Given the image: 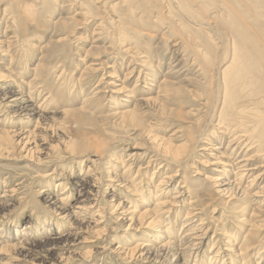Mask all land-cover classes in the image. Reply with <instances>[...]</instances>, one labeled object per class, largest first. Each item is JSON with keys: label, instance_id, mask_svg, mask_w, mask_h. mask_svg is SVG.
Listing matches in <instances>:
<instances>
[{"label": "bare ground", "instance_id": "obj_1", "mask_svg": "<svg viewBox=\"0 0 264 264\" xmlns=\"http://www.w3.org/2000/svg\"><path fill=\"white\" fill-rule=\"evenodd\" d=\"M50 1L53 0H15L14 5L0 8L1 15H7L6 25L0 30L1 59L8 57L9 64L14 60L23 65L29 62L34 55L27 56L24 51L21 54L22 47L15 48L20 42L19 30L44 21L40 17L50 15L47 11L54 9L55 3ZM68 2L74 15L67 17L61 11L55 21L47 20L61 33L37 46L40 53L29 68V78H22L20 72L19 76L13 73L14 79L0 71V155L5 159L14 155L22 158L36 170L42 184L34 191L33 209L28 216L31 221L26 226H32L38 207L55 217L40 220L34 231L29 230L31 226L19 228L13 223L5 228L0 224V264H54V256L55 264H68L74 257L64 252L67 242L83 234L87 236L81 238L87 242L86 237L102 239V253L115 254L131 264L160 262L172 252L174 264H264V0L62 1ZM98 9L111 14L107 17L109 26L119 31L117 54L131 52L134 56L129 55L131 59L119 84L110 71L105 86L99 85L101 77L88 93L93 74L102 63L93 60L77 77L67 74L63 60L69 51L65 41L77 29L89 32ZM102 17L90 31L93 37L102 26ZM96 40L83 50L85 55L96 57L115 45L111 43L113 39L106 47L94 45ZM140 47L145 49V56L137 53ZM168 53L167 69L159 75L161 61ZM140 55L138 62L135 58ZM137 66L141 69L137 70ZM179 66L184 70L182 76L177 73ZM2 68L9 71L8 65ZM27 71L25 64L22 74ZM134 73V84L127 89L124 82ZM49 83L56 86L53 93L51 89L46 93L43 90L44 94L31 93L35 85L42 89ZM104 99L111 103L109 115L115 117L119 127H144L141 133L147 137L146 143L133 146L129 158H147V164H140L132 176L128 173L135 160L126 164L122 154L108 148L107 138L76 133V126L86 117L98 121L107 117L100 110ZM147 109L154 110L159 118L148 116ZM6 115L10 117L9 127L1 126L2 116ZM181 118L188 119L175 124L176 130L165 137V126L171 127ZM16 121L20 126H12ZM182 130L183 135L176 141V133ZM197 147L204 159L199 163L208 168L211 176L186 173L188 159ZM53 152L58 153L57 157ZM65 159H79L77 170L72 169L74 166L66 169ZM85 162L88 164L84 170ZM156 162L155 169L146 175L144 170ZM117 164L123 168L121 173L114 170ZM196 175L209 180L215 194L226 198L221 212L226 218L233 219L236 209L247 214V220L242 215L236 220L247 222L248 229L240 227L228 233L229 219L221 223L219 218L208 215V203L203 201L205 193L200 191ZM154 176H158L157 184H152ZM245 177L247 183L240 186ZM175 180L178 187H172ZM7 182V177L0 179V219L12 217L14 210L28 206H22V195L17 196L23 181L13 185ZM211 210L216 212L215 207ZM181 211H185L179 228L182 234L171 240L170 221L163 222ZM201 214L204 217L200 218ZM118 228L142 232L145 241L150 242L138 240L124 248L112 234ZM239 234L242 239L235 242ZM208 240L211 243L205 250ZM92 253L93 248H88L76 255L86 259Z\"/></svg>", "mask_w": 264, "mask_h": 264}, {"label": "rangeland", "instance_id": "obj_2", "mask_svg": "<svg viewBox=\"0 0 264 264\" xmlns=\"http://www.w3.org/2000/svg\"><path fill=\"white\" fill-rule=\"evenodd\" d=\"M0 1L2 2L0 8H3V6L4 7L5 6H12V5H14V3H16V2H13L15 0H0ZM16 1H18V0H16ZM62 1H60V0L50 1L52 3H55V5L52 7L54 9H52V10L49 9L47 11L48 13H50V15H46V16H43V17L41 16L40 17L41 18L40 20H44V21H42L38 25H35V26H32V27H27L26 29L25 28L24 29L21 28L19 30V39H20L21 43L18 42V44H16L15 48H17L19 50V47L20 48L22 47L21 48V52H20L21 54H23V51H24L27 54V56L34 55L32 58H30L29 62L25 63L28 71L27 72H23L24 73V75H23L22 74V67L25 64L23 65L22 62H19L17 60H14L11 64H9L8 57L7 58L3 57V58H6V59H1L2 58L1 56H0V71L4 72L6 75H10V77L12 75V77L14 79H15V76H13V73H16V75L19 76L20 72H21L20 76L22 78H25V79L29 78V75L31 74L29 68L31 66H33V64L37 61V59L39 57V53L40 52L37 50V46L44 45L45 44V40L48 39L51 35H56V34H60L61 33L60 32L61 30H59V27L57 28L56 26H52L51 24H50L51 25L50 26L48 24L47 20L50 18L51 22L55 21L56 18L59 16L58 13H60L61 11H62L61 13H63V15H65L67 17H71V15L72 16L74 15V13L71 12V10H70L72 5L68 6V4H70L69 2L66 3V4H63ZM75 1H77V0H75ZM57 4L59 6H57ZM65 5H67V9H66V7L63 8ZM101 11L102 10L98 9L97 10V14L98 13L99 14L97 16H95L97 19H95V20L90 22L91 24H90L89 32L81 30L82 28L77 29L78 31L75 30L74 32L70 33L71 35L69 34V36H68L69 38L67 39V41H65L66 42L65 43L66 44V51H69V52H67L69 54H67V57L65 58V60H63L65 63L64 62H62V63H64L66 65L65 69L68 70V71L66 70L67 74L73 73L74 76H76V75L79 76L80 71L84 67H86V65L91 64L92 62H94L93 60H96L95 61L96 63H98V62L102 63V64L100 63L102 66L99 65V68H100L99 71H101V72L97 71L95 74H93L94 77L92 79L95 80V81L92 80V82L88 86V89H87L88 93H89V91L93 90L92 87H95V85L98 84L97 80L99 78H101V77H102L103 80L101 81V84H99V85H101L100 87H104L105 86L104 82H106V80L109 78V76H107V74H109L110 71L114 72L113 73V75H114L113 77L114 78H112V79L113 80L116 79L115 83L119 84L120 81L122 80V78L124 77V73L126 72L127 64L130 61V59H131V57L129 55L134 56V54H132L131 52H130L129 55H125L124 54V56H123V53L122 54H117V51H119V50H118V48H116V46L118 47V44H116V41L119 38V35H118L119 31L116 32L115 28H111L112 25H110L111 27L109 26L108 18L111 16V14L109 12L102 13ZM118 11H119V9H118ZM100 14H102L101 16H103L101 18L102 20L105 18L103 20L104 25L102 23V26H101V28H104V29L100 28L101 30L100 29L98 31L96 30L95 32L97 33V35L94 34L95 37H93V35H91L90 31L93 30L95 24L98 23V21L100 20V19H98V18L101 17ZM107 14H109V15H107ZM105 15H106V17H105ZM6 16L7 15H4V14L2 16L1 13H0V30H3L5 25H6L5 24V21H6V18H7ZM107 26H109L111 29H113V32ZM34 27H36V28H34ZM53 27L54 28L56 27L55 30H54ZM105 27H107V30H106ZM56 29H58V30H56ZM53 31L56 32V33L53 34ZM80 32H82V35H79ZM102 39H104V40H102ZM112 39H113V41H112ZM92 40L93 41L96 40L94 42V45H98V46H102L103 45L104 47H106V46H108L111 43H113L115 45H113L114 48H112L113 47L112 46L111 49H109L110 51L106 50V51L102 52V55L101 54H99L100 56L97 55L98 58H96L97 56L94 57L96 54H94V55L93 54L85 55V53H84L85 49H87V47H90V45L92 44V42H93ZM17 49H15V50H17ZM137 49H138L137 53L141 52V55L145 56L144 55L145 53H143L145 49L142 50L143 49L142 47L137 48ZM18 50H17V53H18ZM20 53H18V54H20ZM141 55L138 56V58H137V56L135 58V59H138L137 60L138 62H139V59H141L140 58ZM169 57H170V54L168 53L165 56V58L161 61V63L163 65L160 68L161 70H159V72H160L159 75L164 74L165 70L167 69L166 67H167V62H168ZM60 59H62V58H60ZM102 59H104V60H102ZM114 60H115V62H114ZM20 61H23V57H22V59ZM5 65H8L9 71L4 70L2 68V67H5ZM107 65H109V66H107ZM73 67H74L75 70H73ZM139 68L141 69V67L137 66V70H139ZM176 69H177V71H179L177 73H180V75L182 76V74L184 73V70L182 71L181 70L182 68H180V66L177 67ZM10 70L13 71V72L11 73ZM28 72H30V73H28ZM214 73H215V78H216L217 77L216 76L217 75V70ZM136 75H137V73H134L132 78H130L129 80H126V82H124L127 85V89L131 88L133 86ZM5 80H6V78H4V80H1V81H5ZM16 80H17V78H16ZM159 80H160V78H159ZM42 86H43L42 89H38V85H35L34 88L32 89L31 93H33V94L34 93L35 94H38V93L44 94V91L46 93L49 89H51L52 93H53L56 90V86L54 87V85L52 83H51V85L49 83L48 85L43 84ZM48 86H49V88H48ZM64 92H66V91H64ZM64 94H67V93H64ZM73 101H74V103H76L75 99ZM103 102H104V103H102L103 108H101L100 110L102 111L103 114H107V117L104 120H102V121H98L94 117H86V120L84 122H79V124L76 126V128L78 130V131H76V133H85V134L90 135V136L92 135L91 137H93V138H97V137H95V135L97 136L99 134L98 137L101 135L102 138L103 137L107 138L108 139L107 141L110 144L108 146V148L111 150V152L115 151L116 153H119L118 155L122 154L121 159L122 160H126V162H125L126 164H129L131 161L135 160L134 163L131 165V169L132 170H130V172L128 173V174H131L130 176H132V175H134L135 171L137 170V168H138V166L140 164H141L142 167H144V166L146 167V164H147L146 163L147 158H142V157L140 158L139 156H131L129 158V156H130L129 153H132V151H133L132 147L133 146H135L137 144L139 146H142L141 144L146 143L147 137L145 138V136H143L142 133H141L144 127L141 126V125H138V126H132V125L131 126H127L128 129L126 127H119V123L115 119V117L109 115L110 113H112L111 109L109 108V107L112 106L111 103L108 100H105ZM60 103H63V102L60 101ZM147 110H148V113L150 112L148 116H151V118L155 117V119L159 118V117H157V113H155L154 110H152V109H147ZM155 110L157 111V109H155ZM153 113H154V115H153ZM2 118H4V119L2 120L1 126L7 125L9 127V125H8L9 123L8 122H9L10 117L6 115V117L2 116ZM151 118H150V120H152V121L154 120L155 121V119H151ZM187 119L188 118L177 119L176 121H174V124L172 123L173 126L168 127V128L166 127L168 125H166L165 126L166 130L164 131V136L166 137L167 135H169V133H171L174 130H176L177 126L175 124H177V125L178 124H183V122H185V120H187ZM100 122L106 123V124H104L105 126L103 125L100 128L95 126V124H99ZM18 123L19 122L16 121L15 123H13L12 126H15V127L20 126V125H16ZM103 127H105V129ZM171 129H173V130H171ZM102 131H105V132H102ZM184 131L185 130H182V133H180V132L176 133V136H175L176 137V141L181 138V136H179V135H183ZM93 134H94V136H93ZM126 137H128V138L126 139ZM109 138H110V140H109ZM115 140H116V142H115ZM128 140H130V141H128ZM112 146H113V148H112ZM197 149H198V147L196 148V150L192 154L193 157L191 156L190 159H188V164L189 165L186 167L187 175L192 176V175H194L193 173L198 172L199 175L201 174V175H204V176L205 175L211 176L210 175L211 172H209L208 168L205 167L204 165H202L203 163L202 164L199 163V162H201L204 159H202V157L198 154ZM12 154H16V152H12ZM52 154L55 155L56 157L58 155V153H55V152H53ZM56 157H54V159L57 160ZM79 161H80L79 159H65V160H63V162H64L63 165H65L66 169L74 166L72 169L74 171H76L77 168H78L77 162H79ZM54 162H55V160L53 162H50L49 164H52ZM83 164H84L83 169L85 170L86 165L88 164V162H85ZM118 165L119 164H117L116 167L114 166V170L117 173H121L123 168L120 165L119 166ZM156 165H158L157 162L155 164H153V165L148 166L146 169L144 168L145 169L144 172L147 171L146 175H150L149 173L152 172L155 169ZM44 166H45V164L42 165V166L39 165L40 168H43ZM131 171H133V172H131ZM36 174H37L36 170L33 167L29 166L27 163H25V161L22 158L16 157L14 155V157H10L8 159L7 158L5 159V158H3L0 155V179L2 180L3 177L4 178L7 177V181L8 182H7L6 185H13L14 183H16L18 181H23V184L21 185V187L17 191L18 192L17 196H21L22 195L21 197L25 198V201L22 203V206L24 204L28 205L27 206L28 208L25 207L21 211L14 210V212L12 213V217L5 216V218L0 219V224H2L5 228H7V226H9V225H14V224H17V226H19V228H21L23 226H26L28 221H31V219H29L28 216H29L30 212L33 209L32 208V206H33L32 205V201H33V199L35 197V192L34 191L36 190V188H39L42 185L40 179L36 177ZM196 176H194V177H196ZM197 177H198V182H199L198 183V187H199L200 191H203V193H205L204 197H203V199H204L203 201L208 203V207L206 208V211H207L208 215L219 218L221 223H223L225 221L224 219H229L228 222L226 223V228H228L226 230H227L228 233H230L231 231L232 232L233 231L237 232V229H239L240 227L242 229H248V227H247L248 223L247 222L243 223V222H239L238 220H236L237 219L236 216H240V215H242L241 218L247 220V218H249L247 216V214H245V212H243V211H240L239 209H236L237 211L235 210L232 213V216H231V217H233V219L226 218L224 216V214L221 213V212H223V207H224L222 203H223V200H225L226 198H223L221 196H217V194H215V190L213 188H211V186L209 185V180H206V178H204V179L203 178H199V176H197ZM247 179H248V177H245L242 180L240 186L245 185L247 183L246 182ZM157 180H158V176H154V178L152 180L153 181L152 184L153 183L157 184ZM172 187H178L176 180L172 181ZM2 189H3V185L0 184V195L2 193ZM238 194L240 195V192H238ZM152 195H153V191H152V194H151V199H150V201L148 203V205H150V206L153 203L151 201L152 200ZM213 207L216 208V212H214V213L211 212L212 211L211 209ZM35 211H36V213H34V215H33V218L35 219V221L33 222L32 226L29 225V223H28V226H26V228H29V226H31L29 228V230H31V231H34V229L38 227L37 226V222L39 224L40 220H43L44 218H46V220L49 221V218H55L49 212V210H46L45 208L38 207V208H36ZM184 212L185 211H181L176 217L171 215V217H170L171 219L169 218L170 220L169 219H168V221L164 220V222H163V223H167V222L170 221L168 226H170L171 228L174 227V229L170 228V231L173 232L170 235L171 236V238H170L171 240H176V238H178L182 234L183 230H179V228H180L181 219L184 217ZM255 212H257L255 217L258 218L259 213H258V211H255ZM107 217H111V216L108 214ZM177 217H178V219H177ZM202 217H204V214L200 215V218H202ZM210 219H212V218H210ZM2 225H0V226H2ZM233 227H234V229H233ZM211 232L213 233V230L209 231L208 236L212 235ZM140 233H142V232H137V230H126V231L124 230V232H123V228L122 229L118 228L115 232H112V234H116V236H115L116 239L115 240L116 241H120L119 244L121 246H123L124 248H128V247L134 245V243L136 241H138V240L140 242L145 241L146 237H143V233L142 234H140ZM82 236H87V235L83 234L79 238H74V239H71V241L67 242V246L65 247L64 252L67 253V254L70 253V255L72 254V256L74 257V258H72V260H70L71 262H69L68 264H131V263H128V261L122 260L120 257L118 258V256L117 255L115 256V254L111 255V253H107V251L105 253H102L100 251V247L105 243L104 241H102V239H95L96 240L95 241L94 239H91L90 237H86L89 240V242H87V240H84L83 238H81ZM241 239H242V235L239 234V236H238V238L236 239L235 242H238ZM90 240L91 241L94 240L95 242L94 241L90 242ZM115 240H113V244L115 243ZM145 242H150V241H145ZM210 243H211V240H208L204 244L203 248H205V250L209 249ZM223 243H225V242H222V244ZM88 248H93V253H92L91 257L86 258V259H80V258L77 257L76 254H78L80 251H84V250H86ZM174 254H175L174 252L168 254L166 256V258L163 261H160V262H152L150 260L148 262L137 261L135 263L136 264H139V263H142V264H174V261H175V259H173L174 258ZM262 256H264V245H263V250H262ZM55 257L56 256H54V258H52V259H54V262H53V260L50 261V262H53L55 264L57 262L55 260ZM44 264H50V263L47 262V263H44ZM249 264H252V262H250Z\"/></svg>", "mask_w": 264, "mask_h": 264}]
</instances>
